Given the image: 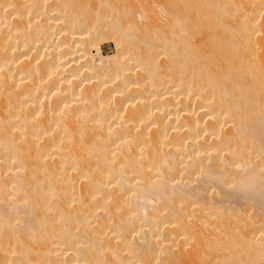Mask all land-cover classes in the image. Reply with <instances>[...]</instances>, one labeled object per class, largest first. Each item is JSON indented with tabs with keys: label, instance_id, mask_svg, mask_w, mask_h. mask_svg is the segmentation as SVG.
<instances>
[{
	"label": "bare ground",
	"instance_id": "6f19581e",
	"mask_svg": "<svg viewBox=\"0 0 264 264\" xmlns=\"http://www.w3.org/2000/svg\"><path fill=\"white\" fill-rule=\"evenodd\" d=\"M87 1L0 0V264H264V0Z\"/></svg>",
	"mask_w": 264,
	"mask_h": 264
},
{
	"label": "rangeland",
	"instance_id": "374dc122",
	"mask_svg": "<svg viewBox=\"0 0 264 264\" xmlns=\"http://www.w3.org/2000/svg\"><path fill=\"white\" fill-rule=\"evenodd\" d=\"M96 1L97 0H89V2H88V6L93 10V9H95L96 8V5H98V3H100L102 0H98L97 2V4H96ZM107 1H108V3H109V5H110V7L111 8H114L115 6L116 7H119L120 8V6L122 7L123 5L125 6L126 5V7H131V6H133L134 8H135V10L136 9H138V5L140 6V11H141V6L142 7H146V5H147V7H149V8H151V6L153 7V9L155 10L154 12H156V14H155V16H158V18L159 19H162L163 17L162 16H164V18L165 19H169L168 17H166L167 15L169 16V14L171 13V7L173 6V5H175V3L177 4V0H141V2L139 1V0H137V1H139V2H137L136 0H135V2H134V0H103V2H106L105 4L106 5H108V3H107ZM127 1V2H126ZM172 3H171V2ZM144 2V3H143ZM145 2H147V3H145ZM116 3V4H115ZM122 3V4H121ZM151 3V4H150ZM154 3V4H153ZM169 3V4H168ZM102 4V13H104L105 12V4L103 5V3H101ZM112 4H114L113 6H112ZM132 4V5H131ZM134 4H135V6H134ZM146 4V5H145ZM92 5V6H91ZM108 5V6H109ZM143 5H145V6H143ZM154 5V6H153ZM155 7V8H154ZM158 7V8H157ZM169 7V8H168ZM104 8V9H103ZM164 8V9H163ZM139 9L137 10V12H139ZM157 9V10H156ZM169 9V10H168ZM170 12V13H169ZM158 13V14H157ZM160 13V14H159ZM164 15H163V14ZM115 15V14H114ZM114 17V16H113ZM145 21H146V18L144 19V17H143V22L145 23ZM103 40V41H102ZM100 42V44H99V46H100V50H101V52H102V54L104 55V56H112V55H114V53H115V48L116 47H114L115 45L113 44V42H112V40L111 39H109V38H105V39H102ZM164 54V53H163ZM163 54H159V55H157L156 57H157V59H161V61H158L157 60V62H162L164 59L163 58H165V57H163V56H166V55H163ZM166 59H167V57H166ZM165 62H167V60H164L163 61V63H161V64H163V65H165ZM96 81V80H95ZM105 85V87H107L106 85H107V83L106 84H104ZM168 95V94H167ZM166 95V98L167 97H169V95L167 96Z\"/></svg>",
	"mask_w": 264,
	"mask_h": 264
}]
</instances>
